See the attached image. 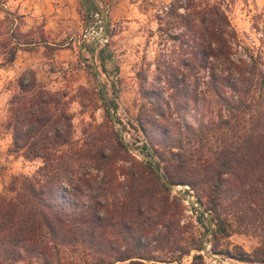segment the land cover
<instances>
[{"label":"trees","instance_id":"16d2710c","mask_svg":"<svg viewBox=\"0 0 264 264\" xmlns=\"http://www.w3.org/2000/svg\"><path fill=\"white\" fill-rule=\"evenodd\" d=\"M165 16L167 28L179 30L168 34L179 51L157 56L163 90L142 87L136 123L146 138L138 148L155 165L126 157L115 132L77 145L66 94L47 89L31 68L16 78L2 123L9 152L41 163L31 175L12 176L0 193V264L180 262L191 247L173 227L170 205L178 197L169 199L157 168L169 182L195 189L214 236H228L238 222L257 223L264 237V70L255 58L234 59L236 34L216 2L172 0ZM107 54L104 45L102 65ZM192 210L199 223L208 221ZM71 247L86 257H64ZM233 248L210 252L264 264V239L250 252ZM190 264L207 263L200 252Z\"/></svg>","mask_w":264,"mask_h":264},{"label":"rangeland","instance_id":"374dc122","mask_svg":"<svg viewBox=\"0 0 264 264\" xmlns=\"http://www.w3.org/2000/svg\"><path fill=\"white\" fill-rule=\"evenodd\" d=\"M90 1L96 9L90 8L87 0H27L25 9L30 7L31 11L25 15L10 0H0V193L5 191L12 176L31 175L41 163L39 159L29 161L10 153V133L2 126L7 102L17 91L15 80L29 68L35 71L37 79L47 89L66 94L72 115V136L77 145L92 138L107 140L114 137L115 132L121 141L130 145L126 157L147 162L157 159L138 148L146 138L136 129V123L145 103L142 87L156 86L163 90V83L157 79V56L179 51L178 42L168 36L179 30L168 29L165 24V12L172 0ZM200 1L216 2L227 15L236 34L234 59L255 58L264 70V0ZM36 8L39 11L32 14ZM100 9H104L106 17L102 16ZM95 13L100 14L105 23L101 30L107 37L104 45L108 56L104 65L99 57V49L104 45L95 37L99 33ZM11 51L15 56L8 63ZM166 91H163V97ZM192 115V112L187 114L189 121H193ZM177 186L192 200L170 190V200L173 195L178 197L170 205L174 214L171 222L191 249L180 262L173 263L190 264L192 255L200 252L207 264L218 263L194 248L198 243L203 246L209 229V222L203 220L199 223L192 210V207L204 210L196 200L195 189L190 184ZM204 214H207L205 210ZM213 230L214 225L207 236L209 253L214 246L220 250L239 246L250 252L264 239L257 223L248 226L234 222L228 236H214ZM62 251V255L69 259L86 257L80 247L63 248ZM211 254L218 256L223 264H261ZM155 255L162 256V253L158 251Z\"/></svg>","mask_w":264,"mask_h":264},{"label":"water","instance_id":"95a60500","mask_svg":"<svg viewBox=\"0 0 264 264\" xmlns=\"http://www.w3.org/2000/svg\"><path fill=\"white\" fill-rule=\"evenodd\" d=\"M100 11L102 13V16H104V17L107 16V14L104 11V9H100ZM123 143L126 145V147H129L130 146L125 141H123ZM152 163H153V165H155V162L154 161ZM156 172H157V175H158L160 181L164 184V186L166 188H168L169 190L174 191L177 195L182 196L185 199L192 200V198L190 196H188L180 188H178L177 184H174V183L169 182L166 179V177H165V175H164V173H163V171L161 169L157 168L156 169ZM201 211L204 212V210H201ZM205 215L207 216V219H208V222H209V229L207 230L206 235L204 236V242H203V249H202V251H203V253L205 255L210 256L212 259H214L219 264H223V261L218 256L209 253V246L207 245V236L211 233L212 228H213V224L211 222L210 216L208 214H205Z\"/></svg>","mask_w":264,"mask_h":264},{"label":"built area","instance_id":"2783aa9c","mask_svg":"<svg viewBox=\"0 0 264 264\" xmlns=\"http://www.w3.org/2000/svg\"><path fill=\"white\" fill-rule=\"evenodd\" d=\"M94 17L97 18V24L99 26V33H97V35H95L96 39L104 45V43L107 41V37L104 34V32H102V28L104 27L105 23L103 22V18L100 14L95 13Z\"/></svg>","mask_w":264,"mask_h":264},{"label":"crops","instance_id":"0c3cea01","mask_svg":"<svg viewBox=\"0 0 264 264\" xmlns=\"http://www.w3.org/2000/svg\"><path fill=\"white\" fill-rule=\"evenodd\" d=\"M13 4H16L15 7L19 9L20 13L28 15V12L31 11L30 7H27L25 9V6H27V0H10ZM35 6H38V3L35 4ZM36 11H39V8H36L33 10L32 14H34Z\"/></svg>","mask_w":264,"mask_h":264}]
</instances>
